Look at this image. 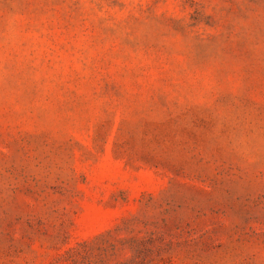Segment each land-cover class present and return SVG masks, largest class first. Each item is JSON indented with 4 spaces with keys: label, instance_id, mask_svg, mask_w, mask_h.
Returning <instances> with one entry per match:
<instances>
[{
    "label": "rangeland",
    "instance_id": "obj_1",
    "mask_svg": "<svg viewBox=\"0 0 264 264\" xmlns=\"http://www.w3.org/2000/svg\"><path fill=\"white\" fill-rule=\"evenodd\" d=\"M0 264H264V0H0Z\"/></svg>",
    "mask_w": 264,
    "mask_h": 264
}]
</instances>
